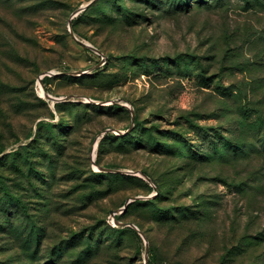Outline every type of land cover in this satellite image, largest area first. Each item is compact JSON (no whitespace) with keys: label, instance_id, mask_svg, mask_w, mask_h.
Segmentation results:
<instances>
[{"label":"rangeland","instance_id":"1","mask_svg":"<svg viewBox=\"0 0 264 264\" xmlns=\"http://www.w3.org/2000/svg\"><path fill=\"white\" fill-rule=\"evenodd\" d=\"M88 1L0 0V264H264V0Z\"/></svg>","mask_w":264,"mask_h":264},{"label":"water","instance_id":"2","mask_svg":"<svg viewBox=\"0 0 264 264\" xmlns=\"http://www.w3.org/2000/svg\"><path fill=\"white\" fill-rule=\"evenodd\" d=\"M94 0H89L87 3H85V4H83V5H81L71 16H70V18H69V25H70V22H71V19L73 18V15H76L77 13H79V11H81V10H83V9H85L91 2H93ZM71 30V29H70ZM71 32H72V30H71ZM74 34V33H73ZM82 41V40H81ZM85 45H87V46H89V47H91V48H93V49H95V50H97V51H99L98 49H97V47H95L93 44H91L90 42H88V41H82ZM59 98H56L54 101H57ZM132 119H133V116H132ZM135 197H137V196H135ZM127 203H128V201L127 202H125V205H124V207H126V205H127ZM118 223H122V224H128V223H125V222H118Z\"/></svg>","mask_w":264,"mask_h":264},{"label":"trees","instance_id":"3","mask_svg":"<svg viewBox=\"0 0 264 264\" xmlns=\"http://www.w3.org/2000/svg\"><path fill=\"white\" fill-rule=\"evenodd\" d=\"M47 79H49V76H44L43 77V81L44 80H47ZM19 201V200H18ZM4 204H6V206H7V201H4V203L2 204V206H0V211L2 212V211H4V210H8V208L5 206H3ZM129 228V227H128ZM121 230L123 229V228H120ZM129 230H132V232L133 233H135L136 235H137V232H136V230L135 229H133V228H129ZM150 264V263H149Z\"/></svg>","mask_w":264,"mask_h":264},{"label":"bare ground","instance_id":"4","mask_svg":"<svg viewBox=\"0 0 264 264\" xmlns=\"http://www.w3.org/2000/svg\"><path fill=\"white\" fill-rule=\"evenodd\" d=\"M39 92L42 94V95H44V96H46V97H49V98H52V99H56V97H54V96H52L51 94H49V93H47L46 91H43L42 89H41V84H40V81H39ZM95 152V151H94Z\"/></svg>","mask_w":264,"mask_h":264}]
</instances>
